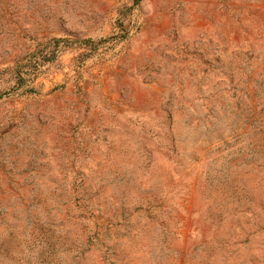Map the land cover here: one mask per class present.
Masks as SVG:
<instances>
[{
  "label": "rangeland",
  "instance_id": "374dc122",
  "mask_svg": "<svg viewBox=\"0 0 264 264\" xmlns=\"http://www.w3.org/2000/svg\"><path fill=\"white\" fill-rule=\"evenodd\" d=\"M0 264H264V0H0Z\"/></svg>",
  "mask_w": 264,
  "mask_h": 264
}]
</instances>
